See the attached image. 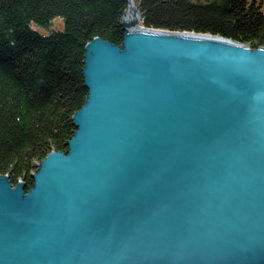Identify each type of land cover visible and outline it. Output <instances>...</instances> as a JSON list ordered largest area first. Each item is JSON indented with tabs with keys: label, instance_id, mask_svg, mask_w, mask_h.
I'll use <instances>...</instances> for the list:
<instances>
[{
	"label": "water",
	"instance_id": "1",
	"mask_svg": "<svg viewBox=\"0 0 264 264\" xmlns=\"http://www.w3.org/2000/svg\"><path fill=\"white\" fill-rule=\"evenodd\" d=\"M84 47L66 152L0 175V264H264V47L145 28Z\"/></svg>",
	"mask_w": 264,
	"mask_h": 264
},
{
	"label": "trees",
	"instance_id": "2",
	"mask_svg": "<svg viewBox=\"0 0 264 264\" xmlns=\"http://www.w3.org/2000/svg\"><path fill=\"white\" fill-rule=\"evenodd\" d=\"M129 0H0V175L32 187L50 152H66L84 103V47L120 45ZM145 28L264 47V0H134ZM63 26L52 29V20ZM48 29L42 33L37 27Z\"/></svg>",
	"mask_w": 264,
	"mask_h": 264
},
{
	"label": "rangeland",
	"instance_id": "3",
	"mask_svg": "<svg viewBox=\"0 0 264 264\" xmlns=\"http://www.w3.org/2000/svg\"><path fill=\"white\" fill-rule=\"evenodd\" d=\"M51 25H52V27H51L52 29H58V28L63 26V21L61 18H55L52 20ZM35 27H37L42 33L48 32L47 28L40 27V26H35Z\"/></svg>",
	"mask_w": 264,
	"mask_h": 264
},
{
	"label": "bare ground",
	"instance_id": "4",
	"mask_svg": "<svg viewBox=\"0 0 264 264\" xmlns=\"http://www.w3.org/2000/svg\"><path fill=\"white\" fill-rule=\"evenodd\" d=\"M133 4H135V3L133 2Z\"/></svg>",
	"mask_w": 264,
	"mask_h": 264
}]
</instances>
